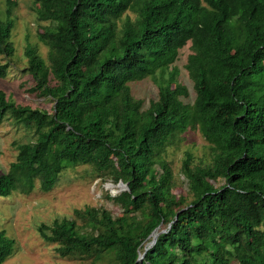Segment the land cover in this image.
<instances>
[{
  "label": "trees",
  "instance_id": "1",
  "mask_svg": "<svg viewBox=\"0 0 264 264\" xmlns=\"http://www.w3.org/2000/svg\"><path fill=\"white\" fill-rule=\"evenodd\" d=\"M5 2L0 78L15 52L16 2ZM32 3L47 23L38 33L47 51L43 57L35 45L24 47L27 90L52 106L16 103L0 88V125L8 116L34 135L16 145L0 174V196L30 191L36 181L49 191L64 170L88 164L127 183L114 198L122 215L85 206L74 218L40 223L38 233L60 256L106 251L102 264H264V0ZM186 45L192 103L183 100L187 86L175 82ZM146 77L157 97L143 108L129 83ZM189 128L208 152L198 160L185 152L180 174L188 192L176 194L180 180L162 154ZM106 184L113 194L123 188ZM156 227L164 229L143 248ZM12 250L0 230V263Z\"/></svg>",
  "mask_w": 264,
  "mask_h": 264
},
{
  "label": "rangeland",
  "instance_id": "2",
  "mask_svg": "<svg viewBox=\"0 0 264 264\" xmlns=\"http://www.w3.org/2000/svg\"><path fill=\"white\" fill-rule=\"evenodd\" d=\"M15 2L16 5L12 7L11 14L14 25L10 34L15 52L10 59L5 76L0 78V88L16 103L49 110L52 100L27 90L32 81L30 75L23 69L26 65L23 52L27 43L35 45L38 52L45 57L47 48L39 41L38 33L41 26L47 23L37 20L32 0H15ZM6 8L5 0H0L1 17H5ZM130 15L133 17V14ZM188 47L186 45L180 51L174 63L178 70L175 82L187 86L189 94L183 100L192 103L195 94L192 82L184 69L189 52ZM6 60L0 55V63ZM129 84L133 96L143 100V108L148 105L149 100L157 97V87L150 77ZM32 131L21 124H15L10 117H5L0 125V174L6 172L9 164L15 160L16 145L33 140ZM186 151H190L197 160L207 157L208 143L197 129L189 128L180 133L162 154L180 180L179 186L174 190L176 194L188 192L187 185L182 181L183 176L180 174ZM119 181L121 180H114L110 173L99 175L90 165L79 164L64 170L58 182L49 191L40 190L36 181L30 191L20 192L19 190L22 189L18 187L8 196H0V230H4L13 240L12 253L0 264H89L91 259H95L97 264L104 263L106 251L96 253L92 258L76 255L60 256L56 251L58 245L44 241L37 227L40 223L50 224L55 218H74L73 210L85 206L105 208L115 217L122 215V208L114 198L127 188L122 186L121 191L113 194L106 184L112 183L116 188ZM77 222L81 223L80 220ZM163 229V227L160 230L158 228V231ZM150 240L151 238L143 248ZM231 264H237L236 260H232Z\"/></svg>",
  "mask_w": 264,
  "mask_h": 264
},
{
  "label": "water",
  "instance_id": "3",
  "mask_svg": "<svg viewBox=\"0 0 264 264\" xmlns=\"http://www.w3.org/2000/svg\"><path fill=\"white\" fill-rule=\"evenodd\" d=\"M119 184H120L121 186H125L126 188H128L126 182L119 181ZM158 234H159L158 227H156V228L150 233V235H149V237L151 238V240H150V242L148 243V246H151V245L155 242L156 237H157ZM146 248H147V247H146ZM146 248H145V249H146ZM142 257H143V253L139 255L138 260H140Z\"/></svg>",
  "mask_w": 264,
  "mask_h": 264
},
{
  "label": "bare ground",
  "instance_id": "4",
  "mask_svg": "<svg viewBox=\"0 0 264 264\" xmlns=\"http://www.w3.org/2000/svg\"><path fill=\"white\" fill-rule=\"evenodd\" d=\"M82 11V10H81ZM84 11V10H83ZM183 151V150H182Z\"/></svg>",
  "mask_w": 264,
  "mask_h": 264
}]
</instances>
